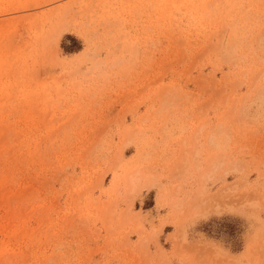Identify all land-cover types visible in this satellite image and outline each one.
I'll list each match as a JSON object with an SVG mask.
<instances>
[{
  "label": "rangeland",
  "instance_id": "1",
  "mask_svg": "<svg viewBox=\"0 0 264 264\" xmlns=\"http://www.w3.org/2000/svg\"><path fill=\"white\" fill-rule=\"evenodd\" d=\"M0 264H264V0H0Z\"/></svg>",
  "mask_w": 264,
  "mask_h": 264
},
{
  "label": "trees",
  "instance_id": "2",
  "mask_svg": "<svg viewBox=\"0 0 264 264\" xmlns=\"http://www.w3.org/2000/svg\"><path fill=\"white\" fill-rule=\"evenodd\" d=\"M76 48H78L77 46H65V50L68 52H73L74 50H76Z\"/></svg>",
  "mask_w": 264,
  "mask_h": 264
},
{
  "label": "bare ground",
  "instance_id": "3",
  "mask_svg": "<svg viewBox=\"0 0 264 264\" xmlns=\"http://www.w3.org/2000/svg\"><path fill=\"white\" fill-rule=\"evenodd\" d=\"M233 207V206H232Z\"/></svg>",
  "mask_w": 264,
  "mask_h": 264
}]
</instances>
